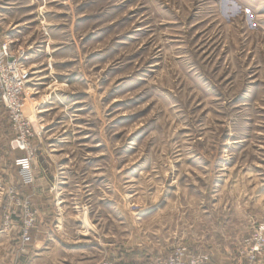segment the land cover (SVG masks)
<instances>
[{"label": "rangeland", "instance_id": "374dc122", "mask_svg": "<svg viewBox=\"0 0 264 264\" xmlns=\"http://www.w3.org/2000/svg\"><path fill=\"white\" fill-rule=\"evenodd\" d=\"M3 52L54 189L22 252L0 176V264H211L264 229V0H0ZM11 136L0 105L8 176Z\"/></svg>", "mask_w": 264, "mask_h": 264}, {"label": "built area", "instance_id": "2783aa9c", "mask_svg": "<svg viewBox=\"0 0 264 264\" xmlns=\"http://www.w3.org/2000/svg\"><path fill=\"white\" fill-rule=\"evenodd\" d=\"M20 55H10L6 52L0 53V105L3 107L8 126L12 134V141L16 150L22 152L17 156L12 165L16 168L19 181L22 185L28 186L34 181L32 174V162L34 154L31 152L30 144L34 133L28 120L23 115V88L26 83L27 74L20 67L22 59ZM17 210L21 211L22 223L19 228L20 250L23 252L25 246L31 241L30 232L34 229L36 210L30 208L28 200L16 198L12 195ZM3 219L4 227H8L12 219H18V212L8 207ZM239 258L247 264H254L258 260L264 261V229L260 225L252 227L249 243L239 251ZM97 264H113L104 260ZM136 264H210L206 255H196L186 258L181 253H174L165 260L158 259L155 262Z\"/></svg>", "mask_w": 264, "mask_h": 264}, {"label": "crops", "instance_id": "0c3cea01", "mask_svg": "<svg viewBox=\"0 0 264 264\" xmlns=\"http://www.w3.org/2000/svg\"><path fill=\"white\" fill-rule=\"evenodd\" d=\"M6 161L3 158H0V176H4L5 179L3 182L5 184L2 185L1 192L4 193V195H7V208L12 207V209L17 210L16 205L14 204V199H12V195L14 194L16 198L19 199H27L30 205V208H33L36 210V222L38 221V225L34 227V230L37 228L44 229L42 224L43 219H46L47 214L46 211L48 210V207L50 206L48 201V193H51L52 184L50 175V172L43 168H39V170H36V167L32 164V174L34 177V181L32 184H29L28 186H24L20 183L18 174L16 171V168L12 165V169L14 170V173H12V176H8L5 173L6 169ZM7 175V177H6ZM4 205V204H3ZM6 208V209H7ZM16 221V218L12 219V222L9 224L8 227H4V230L12 229L13 224ZM4 226V225H3ZM32 230V232L34 231ZM36 232V231H35ZM210 257V256H209ZM212 257V258H211ZM211 264H247L245 260L240 259L238 256L230 255L228 252H225V254H222L220 257L211 255ZM214 260V262L212 261ZM254 264H264V261H257Z\"/></svg>", "mask_w": 264, "mask_h": 264}]
</instances>
